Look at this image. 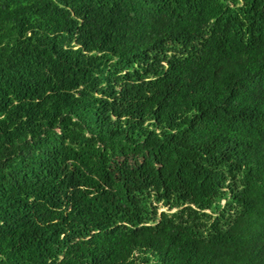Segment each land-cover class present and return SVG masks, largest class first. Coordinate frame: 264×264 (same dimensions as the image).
<instances>
[{
	"label": "trees",
	"instance_id": "trees-1",
	"mask_svg": "<svg viewBox=\"0 0 264 264\" xmlns=\"http://www.w3.org/2000/svg\"><path fill=\"white\" fill-rule=\"evenodd\" d=\"M0 264H264V0H0Z\"/></svg>",
	"mask_w": 264,
	"mask_h": 264
},
{
	"label": "rangeland",
	"instance_id": "rangeland-1",
	"mask_svg": "<svg viewBox=\"0 0 264 264\" xmlns=\"http://www.w3.org/2000/svg\"><path fill=\"white\" fill-rule=\"evenodd\" d=\"M160 210H164V208H159L158 211H160Z\"/></svg>",
	"mask_w": 264,
	"mask_h": 264
}]
</instances>
